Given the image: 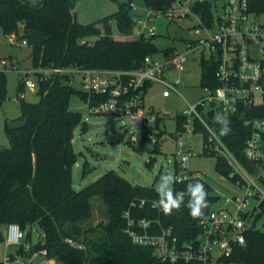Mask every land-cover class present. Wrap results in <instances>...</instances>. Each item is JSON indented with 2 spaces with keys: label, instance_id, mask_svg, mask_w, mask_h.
Masks as SVG:
<instances>
[{
  "label": "trees",
  "instance_id": "16d2710c",
  "mask_svg": "<svg viewBox=\"0 0 264 264\" xmlns=\"http://www.w3.org/2000/svg\"><path fill=\"white\" fill-rule=\"evenodd\" d=\"M144 1L148 7L161 10L170 6L173 0ZM251 1L259 10H264V0ZM131 8V4H122L115 13L82 25L74 22L75 0H42L38 4L28 0H0V32L17 35L22 31L23 39L33 49L36 68L140 69L146 56L159 51L154 36L139 39L112 36L114 23L119 33H131L134 26ZM206 13H209L207 8ZM99 35L93 46L81 43L84 38ZM216 68L213 61H203L204 85H218ZM75 86L71 84L70 75H55L50 81L40 83L37 93L41 99L33 103L23 98L21 93L25 87L19 81L20 118H26L28 122L25 127L15 130L6 126L10 146L0 147V240H4L3 225L19 223L27 230L30 242H33L32 229L42 228L44 238L35 243L34 250L47 249L48 257L61 264H168L155 254L152 247L133 242L125 232L124 212L130 209L134 216L154 218L160 221L161 227H171L180 241L191 240L201 233L199 221L217 200L213 185L208 179L197 176L179 181L176 174L173 192H184L185 195L181 208L173 210L171 215H165L154 206L160 199L154 186L134 184L115 170L76 190L73 186V167L78 160L74 148L75 131L79 126L86 131L88 123L81 112L70 108ZM0 92L3 96L6 92L2 72ZM83 98L88 100L89 95L85 94ZM259 116H264V105L242 104L238 113L224 118L228 121V134L221 135L223 125L216 123L220 137L246 165V141L251 133L252 120ZM160 118L155 127L159 126ZM184 121L183 115L177 117V129ZM196 130L203 132L206 139L207 131L199 122H196ZM143 139H147L146 131ZM153 163L154 158H151L147 165ZM230 169L227 161L217 156V170L229 176ZM196 182L204 185L208 207L203 209L202 216L193 218L187 207L190 199L187 186ZM95 196L104 199L108 221L97 227H87L94 216L91 199ZM262 207L264 210V203ZM66 239L79 242L81 246H74ZM19 252L26 253L23 249ZM223 264H264V231L251 228L246 243L237 247Z\"/></svg>",
  "mask_w": 264,
  "mask_h": 264
},
{
  "label": "built area",
  "instance_id": "2783aa9c",
  "mask_svg": "<svg viewBox=\"0 0 264 264\" xmlns=\"http://www.w3.org/2000/svg\"><path fill=\"white\" fill-rule=\"evenodd\" d=\"M258 7L261 6L258 4ZM206 8L209 9L208 14ZM159 17H167L170 21L195 18L197 25L191 28L195 39L188 47L192 51L200 49L204 60L217 65L215 79L218 85H204L209 93L207 98L190 104L183 114L185 121L178 129L181 136L177 140L181 164L189 168L190 158L195 156L184 134L199 132L196 130V122H199L207 131L204 150L227 161L231 169L229 176H224L231 183V188L227 187L226 192L235 191L230 196L214 188L217 200L210 212L201 217L199 223L202 231L194 239L180 241L171 227H161L160 221L151 217L134 216L130 209L124 212L125 232L134 243L152 247L155 254L168 264H223L237 247L246 243L251 228H260V223L264 224V116L252 120L251 133L244 149L248 165L228 147L216 129V123L238 113L242 104L264 105V10H259L251 0H173L165 9L148 7V16L134 20L131 33L112 36L118 39L155 36V29L149 28L148 23ZM15 36L10 35L11 41ZM99 38L100 35L84 38L81 43L93 46ZM23 43L29 45L26 40ZM187 57L186 54L177 53L172 59L161 62L149 55L144 60V66L134 70L80 66L23 70L15 62L11 63V68L19 74L23 86L33 91H38L41 82L50 81L58 74L70 75L71 84L74 85L77 83L76 77L82 76L91 113L129 115L131 123L143 135L146 131V140L157 143L155 125L160 115L145 110L147 86L155 83L162 85L165 98L173 92L179 93L177 88L181 80L169 77L168 66L173 64L183 71ZM1 64L7 66L8 62L1 61ZM137 139L135 131L131 140L136 142ZM193 176L202 177L191 173L180 176L178 180ZM157 203H154L155 207ZM34 231H37L35 227L32 229ZM27 236V230L19 223L6 224L4 239L9 245L17 246L18 251L16 255L8 256L2 264H32V259L39 254L51 261L50 264H61L48 257L47 249L34 250L35 243L28 241ZM43 238L42 235L38 241ZM20 249L30 253L27 261L22 260Z\"/></svg>",
  "mask_w": 264,
  "mask_h": 264
},
{
  "label": "rangeland",
  "instance_id": "374dc122",
  "mask_svg": "<svg viewBox=\"0 0 264 264\" xmlns=\"http://www.w3.org/2000/svg\"><path fill=\"white\" fill-rule=\"evenodd\" d=\"M38 4L42 0H30ZM131 4V16L134 20L145 19L148 16V6L144 0H75L76 22L82 25L91 24L115 13L122 4ZM197 25L195 18H181L170 21L167 17H159L148 23L149 28H154L156 35L153 40L159 51L153 55L156 60L166 62L177 53L186 54L187 61L184 70H178L173 64L168 66V75L172 80L180 79L179 93L173 92L170 97H163V86L152 84L147 88L144 97L146 111L159 113L160 122L156 127L158 133V149L156 143L143 139L142 131L132 123L129 115H104L93 114L90 111L89 101L83 98L87 90L82 84L83 77H76L75 92L70 100V108L79 111L88 123L86 131L79 126L75 131L74 148L78 153V161L73 168V185L76 190H81L90 183L103 176L110 170H115L134 184L154 186L156 189L161 183V177L171 174L174 181L185 174H198L208 179L214 188L231 196L234 191L226 192L231 188V183L217 170V156L205 154V135L197 132L193 135L185 133L188 146H191L189 168L181 164V155L178 153L177 140L180 132L177 129V117L183 115L190 104H195L207 98L208 91L202 81V63L204 55L200 49L190 50L188 45L195 39L191 28ZM113 34L118 35L117 25L114 23ZM147 34V32H146ZM148 35V34H147ZM22 31L13 41L10 35L0 32V62H8L7 66L0 64V72L6 80V92H0V147H9L10 140L6 132L8 121L21 117L22 111L19 103V74L13 69V62L21 69L34 70L36 67L32 59V47L25 45ZM166 51H170L166 53ZM28 102H39L41 96L37 91L24 88L21 93ZM137 132L136 142L131 140L133 132ZM187 146L186 149L189 147ZM154 158L151 166L147 162ZM139 177V178H138ZM94 206V216L87 227H97L106 223L107 205L101 196L91 199ZM264 231V224L260 223ZM34 241L44 236L42 228L37 227ZM18 247L9 245L5 239L0 240V262H5L11 254L16 255ZM22 254V260H28L29 254ZM36 258V259H35ZM12 264H17L13 262ZM32 264H50L43 255H36Z\"/></svg>",
  "mask_w": 264,
  "mask_h": 264
},
{
  "label": "clouds",
  "instance_id": "9594fccd",
  "mask_svg": "<svg viewBox=\"0 0 264 264\" xmlns=\"http://www.w3.org/2000/svg\"><path fill=\"white\" fill-rule=\"evenodd\" d=\"M223 127L221 128V135H226L230 131L228 121L226 119L220 121ZM174 176L171 174L161 177V183L158 185L157 191L160 199L157 203L159 209L165 215H171L173 210H179L184 203V192L174 193L171 184L174 181ZM187 193L189 194V201L187 207L190 210V215L193 218L203 215V209L208 207L207 192L204 185L200 182L189 184L187 186Z\"/></svg>",
  "mask_w": 264,
  "mask_h": 264
},
{
  "label": "water",
  "instance_id": "95a60500",
  "mask_svg": "<svg viewBox=\"0 0 264 264\" xmlns=\"http://www.w3.org/2000/svg\"><path fill=\"white\" fill-rule=\"evenodd\" d=\"M73 17H74V22H76L75 14H73ZM27 122L28 121L26 118H19L16 120L8 121L7 126L10 130H15V129H20V128L25 127L27 125ZM66 241H69L74 246H77V247L81 246L79 242H73L72 240H67V239H66Z\"/></svg>",
  "mask_w": 264,
  "mask_h": 264
},
{
  "label": "crops",
  "instance_id": "0c3cea01",
  "mask_svg": "<svg viewBox=\"0 0 264 264\" xmlns=\"http://www.w3.org/2000/svg\"><path fill=\"white\" fill-rule=\"evenodd\" d=\"M29 2H31L30 0H28ZM41 2V1H40ZM32 3V2H31ZM20 118V117H19ZM19 118H16V119H19ZM16 119H14V120H16ZM78 154V153H77ZM78 161V160H77ZM77 163V162H76ZM76 163H75V165H76ZM74 168V167H73ZM73 179H74V174H73ZM74 186V185H73ZM5 226L6 225H3L1 228H2V232H3V235H4V231H5ZM35 229H37V227H35ZM35 233H38V230L37 231H34L33 232V242L34 243H37V241H34V236H35ZM38 236H39V233L37 234ZM34 259V258H33ZM36 259V258H35ZM49 261V260H48ZM49 263H51V261H49Z\"/></svg>",
  "mask_w": 264,
  "mask_h": 264
}]
</instances>
